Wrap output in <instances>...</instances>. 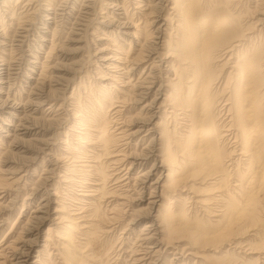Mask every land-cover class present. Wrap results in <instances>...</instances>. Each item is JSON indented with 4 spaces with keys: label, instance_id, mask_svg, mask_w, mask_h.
Instances as JSON below:
<instances>
[{
    "label": "bare ground",
    "instance_id": "obj_1",
    "mask_svg": "<svg viewBox=\"0 0 264 264\" xmlns=\"http://www.w3.org/2000/svg\"><path fill=\"white\" fill-rule=\"evenodd\" d=\"M93 1L96 3L97 0H62L60 7H57L54 0L45 1L43 5L45 8L41 11L43 16L40 15L37 19L40 28L44 30L42 37L47 35L49 45L47 50L44 49L42 62L38 55L34 57L37 62L36 67H39V70L35 69V71L39 73L29 74V79H33L31 76L36 75L40 80H45L46 74H51L49 68L57 63V61L55 63V60H58L56 50L59 48L61 35H68V32L58 31L57 24L51 26L55 18L58 16L69 21L67 23L69 27L66 28L69 33L75 28H70L72 22L83 28L84 25L87 27L92 21H89L87 15L80 14V9L85 2L92 5ZM35 2V0H0V12L3 11L0 13V27L6 36L1 38L5 39L9 34H12L9 38L14 37L13 34L17 33L19 28L23 27L22 31H24L28 28H25L26 24H32L33 18H36L35 14L38 15L36 13L38 4ZM98 2L99 14L101 13L102 19L105 20L100 33L106 36L109 44L95 48L97 51L95 53L99 56L95 61L93 53L94 58L90 57L92 64H88V68L83 66L85 59H80L72 72V77L63 80L58 106L55 107L56 103L52 104L51 100L50 105L47 106L50 112L54 110L53 118H58L54 121L60 120L58 124H62L61 128H64L60 132V144L64 147L63 156H58L60 159L53 156L56 161L50 162L52 167L49 169V173L54 175L61 161L65 169L61 178L69 188L65 193L67 201L62 200L59 205L56 203L58 206L53 211L54 224L59 229L51 233V227H47L42 249L38 251L32 263H29L32 246L36 240L33 236L29 237L36 225L38 226L48 215L47 207L52 201L45 197L47 201L41 203L39 208L37 205L36 211L32 209L34 214L32 213L30 219L26 218L25 222H22L20 228L26 230V235L23 234L21 239V235L18 236L19 241L16 237V241L21 246L12 245L11 242L6 244L9 245L8 247L4 246L5 249L11 248L15 255L14 264H57L53 262L54 255L59 264H165L160 262L163 252L171 249L170 254L175 257V255H183L185 248H188V243L179 247L178 242L183 236L193 239L191 243L193 247H197L196 242L202 244L200 241L203 237L199 236L200 234L195 237L191 231L184 228L198 227L202 221L198 218L191 226L192 216H189L190 212L188 213L186 209L187 203L192 201L190 193L193 194V202L199 206L200 211H203L202 217H205L204 213H206L207 223L210 221L216 226L220 225L231 210L237 209H234L237 201L231 192L213 190L214 192L206 197L198 196L202 191L194 187L195 183L213 187L219 180L229 175L228 172L232 167L238 183V180L241 181V178H237L240 174L248 173L251 168L257 167L263 171L258 188L262 190L264 196V0H98ZM92 6L94 9V5ZM115 9L121 10V13L117 14ZM119 16H122L125 22H120ZM58 23H61V19ZM121 23L122 28L125 29L121 33L122 38L118 36L119 30L113 29L115 25L119 26ZM14 26L16 27L13 30ZM100 28L101 26L92 27L90 31L92 34H97L99 32L96 29ZM28 31L26 34H29ZM82 34L84 38L86 33L82 32ZM125 41L128 49H125ZM5 54L7 53L0 52V67L6 63ZM228 66L231 70L226 77H222L221 69ZM216 68L220 70L216 71ZM137 71L138 76H136ZM56 77L61 79L59 74ZM88 77L92 80H87ZM1 78L3 77L0 72ZM86 82L92 85L88 91ZM69 87L72 90L67 94ZM55 91L57 90L52 88L46 91L49 99L54 96ZM34 100L28 103L26 101L28 105L25 106L30 107L33 114L45 103ZM25 107L18 112L12 111L8 114L12 118L7 119L6 125L0 126L1 130L5 128L8 131L18 119L20 122L17 121L20 127L17 128L18 131H33L34 128H30L29 123L35 117L31 113H26ZM58 110L62 112L59 113ZM22 113L25 116L20 117ZM43 114L44 112H41L42 116ZM198 117L204 120L202 124L199 123L200 125L197 124ZM41 118H35V121L39 122ZM50 123L52 121L48 122L49 125ZM10 134L17 140L16 143L23 142L21 139L23 136L19 137L23 133L16 131ZM34 140L35 145L39 146L36 150L34 148L36 153L51 148V138L35 137ZM1 142L3 139L0 138ZM151 160L153 163L148 166ZM239 162L242 164L240 168L235 165ZM195 163L200 166L195 168ZM136 166L139 170L133 175L130 169ZM209 168L210 172H207L206 169ZM154 173L158 174L149 182L150 175ZM1 175H5L2 170H0V190L10 188L15 180L10 183L8 178ZM51 178L52 175L51 177L47 175L45 181H52ZM233 186V189L237 188L236 185ZM123 187H131L132 194L138 196L134 198ZM57 189L58 186H55L56 191ZM147 190L149 194L145 198L144 193ZM76 191H79V194ZM143 199L146 201V206L134 207L129 213L127 222L131 223L140 216H148L151 220L144 222L139 233L134 234L135 238L132 242L127 237L131 244L130 249L125 251L128 254L120 255L121 245L111 243L108 247L110 232L122 217L121 213L125 212L124 206H127V201L135 202ZM73 200H76V204H73ZM212 203L218 204L216 206L218 209H214ZM255 206L256 204L254 208ZM245 210L247 211L246 208ZM247 215H244L246 219ZM255 216L256 214L252 215V219ZM178 221H182L185 226L175 227L177 223L179 225ZM221 232L217 227L207 238L219 239L222 236ZM230 238L218 240V243L228 240L234 244V247L229 245V249L232 256H236L235 258L230 256L224 259L229 249L214 250L213 252L218 253L215 257L218 258L217 261L208 260V256L202 252H193L194 256L208 264V261L211 264H259L261 255L264 258V242L262 246H251L248 242L245 244L244 240L234 238L235 240L231 241ZM242 244L248 245L246 256L237 255L239 252H236V248H240ZM53 249L54 254L50 251ZM219 252L223 253L219 255ZM255 254L256 257H253ZM43 255H46L47 263ZM172 256L166 260V264L174 263Z\"/></svg>",
    "mask_w": 264,
    "mask_h": 264
},
{
    "label": "rangeland",
    "instance_id": "obj_2",
    "mask_svg": "<svg viewBox=\"0 0 264 264\" xmlns=\"http://www.w3.org/2000/svg\"><path fill=\"white\" fill-rule=\"evenodd\" d=\"M35 1H36L35 4L36 3L38 4V7L36 6L37 7L36 8L37 9V12L36 13H38V15L35 14V17L36 18H33L32 24H26L25 25V28L28 27V28H26V30L22 31V28L23 27L22 28H19L18 29L19 31H17V33H14L13 34V35H15L14 37L11 36V38H9L10 35H12V34H9L7 36V38L3 39L1 37L2 36L3 37H6V36L3 34V29L1 30L2 27H0V42H1L0 43V52H1V54L7 53V54L4 55L5 58H6V60H5L6 63H5L4 66L0 67V68H2V70L0 71L1 72V77H3V78L0 79V81L2 82L0 84V86H1L0 87V103H1V105H0V126L1 125L4 126V124L6 125L7 119L12 118V116L11 115H8V114H10L12 111L18 112V111L22 110V108L25 107L26 105H28L27 103L30 102L31 100H34L35 99L34 101H41V102L45 101V103L42 104L39 107L40 109L35 110V113H34L35 115L32 113L33 110L30 107H25L26 108L25 109L26 113H29V114L31 113L36 119H40L42 117L41 118L42 120L39 121V122L35 121V118H32L30 120V123H29V124H31L30 125V128L31 127L34 128L33 131H31V132H30V130H26V131L25 130H23V131L22 130H19L18 131L17 128L18 129L20 128L19 127V124H18L20 122L18 121V119H16L15 123L13 124V126L10 127V129H8V131H6L5 128H3L2 129L3 131H2L1 128H0V138L3 139V142L0 143V148L4 147V149L3 148L0 149V170L4 171L5 178L6 179L7 178L9 179L8 182L15 180L14 181L15 184L14 183H13V185L11 184L10 188H6V189H2L1 188V190H0V191H2V192H0V196H1L0 197V202L2 203V209L0 210V247H1L0 248V253H1L0 254V257H1L0 258V261H2L1 264H14L15 263V255L13 254L12 250H10L11 248H6L5 249L4 246H7L8 247L9 245H6V244L9 243V242L13 243L12 245H15V246H18V245L21 246V244L17 242V241H19L18 236L21 235L20 236V239H21V238H23V236L26 235V233H25L26 230H22L20 228L21 225H22V222H25L26 218H29L30 219V216L34 214L33 211H36L37 205H38L37 208H39L41 203H43V202L45 203L47 201V200H45V197H46V199H49L50 198V200H52V201L50 202V204L47 207V209L49 208L48 209V212H47L48 215L45 216V218L40 222V224H38V226L36 225L37 228L35 227V229H33L32 235L29 237V238H32V236H33V239L36 238L35 243L32 246L33 247L32 248V252H31V254L29 256V263H32L31 261L34 260V257L38 254V251L42 249V242H43V239H44V237L46 235L47 227L48 226L51 227V229H52L51 233H53V231H56L57 229H59V228H56L55 227L56 224H54L55 222H54V219H53L54 218L53 216H55V215H54V212L53 211L56 209V206H58L59 203H61L63 201H67L66 198H65L66 197V194L65 193L68 192L69 188H68L67 184H65L62 181V178H61V175L64 173V170H65V169H63L64 166L61 163V161H60V163H58V169L56 170L57 173L55 172L54 175L53 174H50L49 173V169L52 167L51 163H53L54 161H56V159H57L56 157H58V156L59 157L60 156L62 157L63 156L62 149L64 147H63V144H60L61 143L60 142V134H61L60 132H62L64 130V128L63 129L61 128L62 124H58L59 122H61L60 120L54 121V120H57L58 118H53V114L52 113H53L54 110L50 112L49 110H47V106L50 105V102L51 101H52L51 102L52 104L53 103H56L55 107L58 106L57 104H59V102H60L59 99H61L60 98L61 97V92L59 93V91H62L61 88L64 85L63 80H65L66 78H71L72 77V75H73L72 72H74L73 70L76 69L77 64L79 63L80 59H82V58L85 59V60H83L85 62V63L83 62V66L85 65L84 68H88L89 67L88 64H92V62L90 60V57H93L94 58L93 55L95 54V58L94 59H95V61H97V58L99 56L98 54L95 53V52H97L95 50V48H97V47L99 48L101 46H107L106 44H109L108 41L106 40V36L100 33L102 31L103 24H104V21H105L101 17L102 14L101 13L99 14V12H100L99 2L100 1L98 2V0H97L96 3H95V1H93V4L92 5H94V9L92 8L93 7L92 5H90L88 2L87 3L85 2L84 3L85 5H83V7L80 9V14L87 15L88 16L89 21H92V22H89L90 25L87 26V27H86V25H84V28H83V26H81V25L78 26L77 24H73V22L71 20L70 23L72 22V24L70 25V28H73V27H75V28L72 29L73 31L71 33H69V31L66 29V28L69 27V25H67V23H69V21L68 20L65 21V18H62V17L59 18L57 16L56 17L57 19L55 18L56 22L54 20V22L51 23V26H55L57 24L56 25V28H58L57 29L58 31H61V32L67 31L68 32V35L67 34H62L61 35V39H60V42H59L60 45L63 43L65 46L63 44H62L63 47L60 46V45H58V47H59L58 49L59 50L58 49H57L58 51L56 50V52H58L57 53L58 54V60L56 59L55 60V63L57 61V63H59V64L57 65V63H56L55 66H57V68L55 66H52L51 68H49V70L51 69V71H49V72H51V74L50 73L48 75L46 74L45 80H42V79L40 80V77L39 76H36V75H32L31 77H33V79L32 78L29 79V77H30L29 74H36L37 72L39 73V71H35V69H38L39 70V67H36V63L37 62L34 59V57H36L38 55L40 57V59H41V62H42L44 60L43 58H44V55H45L44 54V49L47 50V47L49 45L48 44V37H47V35L44 37L45 39L42 37V33H43L44 30L40 28L41 25H40V23H39V21L37 19L38 16H40V15L43 16L42 13H41V11H42V8L43 9L45 8V6H43V5L45 4V1L46 0L45 1L44 0H35ZM40 1H42V2H40ZM57 1L59 2V5H58V2ZM61 1L62 0H54V2L57 5V7H60V4H62ZM87 4H89L90 7L87 6ZM96 5L98 6V8H97ZM91 8L94 11L91 10ZM0 9H1V7H0ZM2 10H4V9H2ZM87 10H88V12H86ZM90 12H91V14H90ZM115 12L117 14H120L121 13V10H116L115 9ZM0 13H3V11L0 12ZM119 18H120V22L121 21H122V23L125 22L124 19H122V16H119ZM60 19H61V23H58V22H60ZM102 20H103V23H102ZM8 23H9V21H8ZM122 23L119 26H116V25H115V27L112 26V28L114 27L113 29L115 31L116 30L117 31L119 30L120 33H119L118 36L120 38H122V36H123V34H121V33L125 30L124 27L122 28V26H123ZM58 26H60V27H58ZM96 26H101L100 29H96V31L99 32L100 34L99 33H97V34L96 33L95 34H92L91 33L92 31H90V29L92 27H96ZM15 27L16 26L12 27L13 30L15 29ZM119 27H120V29H118ZM79 28H80L81 31L79 30ZM62 29H63V31H62ZM84 29H86V30H84ZM107 29H108V27H107ZM109 29H111V27H109ZM27 30H29V31L32 30V31L31 32L28 31L27 33H29V34H26V31ZM82 32L86 33V35H85L86 38H85V36L83 38V35L84 34H82ZM18 37H19V41H18ZM14 38H15V40H14ZM70 38L72 40H70ZM77 38H79V39H77ZM75 39L78 42H76ZM26 41H28V42H26ZM40 41L43 42L44 44L41 43ZM67 41H68V43H67ZM84 41H87V42H84ZM119 41H120V39H119ZM86 43L88 45V49H87ZM88 43H90V44H88ZM125 43H126L125 44V49H128L127 42L125 41ZM41 45H44L45 47H43ZM14 46H15V49H14ZM91 46H93V47H91ZM109 46L112 47V45H109ZM3 48H5V49H3ZM39 48H41V49H39ZM8 49H10V50H8ZM61 49L63 50V52H62ZM11 50L13 51L14 55H13V53H11L12 52ZM8 51L9 52L11 51L10 54H9ZM64 52H66V53H64ZM62 54H64V55L62 56ZM7 55L8 56L10 55V56L8 57ZM7 58H9V59L12 58L13 61L11 59L10 60L11 62H10L9 59H7ZM26 58H27V60H26ZM31 60H33L34 62L31 61ZM86 61H88V62L86 63ZM28 63H30V64H28ZM32 63H34V64H32ZM59 65H60V67H59ZM61 65H62V67H61ZM27 66H29V67H27ZM53 67H55L56 69L53 68ZM63 67H65L64 70H63ZM29 69L30 70L32 69V70L30 71ZM53 69H54V71L52 72ZM217 69L220 70V68H216V71H217ZM3 70H4V72H3ZM230 70H231L230 66H228L225 69L222 68L221 69V76L222 77L223 76L226 77L227 73ZM68 71H69V73H68ZM138 73L139 72L137 71L136 72V76H138ZM53 74H55L54 75V78L52 76ZM58 74L61 75V79L60 80L56 77ZM4 75H5V77H4ZM36 77H38V78H36ZM47 78H49V79H47ZM86 79L87 80H92L91 77H88ZM35 80H36V82H34ZM86 86H88L86 88L87 91L92 88L91 83H87L86 82ZM41 88H42L43 91L41 90ZM49 88H52V89H56L57 90V91H55L54 96L53 97L51 96L50 99H49L48 94H46V91ZM35 89H37L38 92ZM71 90H72V88L69 87L67 89V94H70ZM86 90H85V92H86ZM34 92L36 94H33L32 95V93H34ZM43 96H44V98H43ZM52 98H53V100H52ZM57 98H58V100H57ZM26 101H27V103H26ZM14 109H16V110H14ZM41 112H44L43 116L41 115ZM58 112L61 113L62 110H60V111L58 110ZM22 116H25L24 113H22V115H20V117H22ZM37 116L39 118H37ZM50 116H52V117H50ZM43 117H44V120H43ZM47 119L49 121H52V123H50V125L48 124L49 121ZM202 119L203 118H199V117L197 118V121L198 122L197 121L196 122H197L198 125L202 124V121L204 122V120H202ZM17 121H18V123H17ZM22 121H24V120H22ZM33 121H35V122L33 123ZM35 123H36L37 127H36ZM32 124H34L35 126L32 125ZM57 125H58V129H57ZM14 128H16V130ZM47 128H50V129H47ZM16 131H17V133L18 132L23 133L22 135L19 136V137L23 136V137H21V139L23 140V142L21 141L20 143H16L17 140H15L12 137V135L10 134V133H12V134L15 133ZM4 132H6V133H4ZM32 136H33V138H32ZM48 136H50V137H48ZM8 137L12 138V140L10 138H8ZM35 137L44 138V139L51 138V148L50 149H47L44 152L43 151H39L38 153H36L35 152L36 147H39V146L38 145H35L36 144L34 142L35 141L34 140ZM31 138H32L33 141L31 140ZM55 139H56L57 142L54 141ZM8 140L9 141L11 140V142L13 141V143L9 142ZM141 146L143 147L144 144L141 145ZM34 148H35V150H34ZM47 153H48L49 156L47 155ZM50 154H53V155H50ZM53 156L56 158L55 160H54V157ZM59 157H58V159H60ZM30 158H32V160ZM47 159H49V160H47ZM31 161H33V162H31ZM152 163H153V160H151L148 163V166H150ZM197 164L198 163H195L194 164V167L195 168H197L198 166H200V165L197 166ZM235 165H237L236 167H239L240 168L242 164H240V162H239V163H237ZM137 168L138 167L136 166V167H133V169H130L131 174L134 175L139 170ZM206 171L207 172H210V168L209 169H206ZM58 172H59L60 175L58 174ZM262 172L263 171L260 170V169H258L257 167H253V168H251L248 171V173L240 174L239 177H237V178H239V179L241 178L240 179L241 181L239 182V180H238V183H237V179L235 177L234 168L232 167V170H229V172H228L229 175L227 177H225L224 179L219 180L218 181L219 183L217 182L216 184L213 185V187L210 186V185L204 186L202 184L195 183L194 187H198L202 191L201 194H199L198 196H202L203 195L204 197H206L209 194L213 193L215 190H219V191L220 190L221 191H229V192H231L235 196V199L237 201L235 203L236 206H237V204L239 206H237V207L235 206L234 209H236V208L237 209L236 210H233V211L231 210L230 213L228 214V216L227 215L225 216L224 222L222 224L216 226V225L212 224L210 221L207 223V218L208 217H207L206 213H204L205 214V217H202L203 214H201V213L203 211H200L201 209L199 208V206L197 204H195V202H193V194L190 193L189 196L191 195L190 197H191V200L192 201H190L189 203H187L189 208L186 207V209L188 210V213L190 212V215L189 216H192L190 218L191 219V226H193L195 224L194 223L195 222L194 220H196L198 218H201L202 221L198 225V227H192V228H190V226L189 227H184L185 224L184 223H181L182 221H178L179 222V225L177 223L175 225V227H178V228L184 227L187 231L188 230L191 231L192 235H194L195 237L198 236L199 234H200L199 236H201L203 238L205 237L204 239L202 238V240L200 241L203 244V246H202V244H199L198 242H196L197 244H195V246H197V247H193L192 244H191L193 242V239L188 238V236L187 237L186 236H183V237L181 236L182 238H180V236H179V238L182 239L181 241L178 242L179 247L186 246L187 243H188V245H187L188 248H185L184 254L181 255V256L175 255V257H174V256H172L170 254L171 249H168L166 252H163L162 253V256L163 257L162 256H161L162 258L160 257V262L162 261L163 263L166 264V260L169 257L172 256V259L174 260V263H172V264H183V263L184 264H202L203 262H204L203 264H208L204 260L202 261L201 258L194 256L195 253H193V252H196V251L197 252H202L205 255H207L208 256L207 259L208 260L210 259V261H217L218 258H215V257L218 256V253L213 252L214 250L215 251L216 250L218 251V249H222L221 251H224L226 249H229V245H232V246L234 245L231 242H228V240H226L227 242L226 241H223V242H221L219 244L218 243V240L220 241V240H223V238H228V237L230 238V236L231 237L233 236L232 237L233 239L230 238L231 241H234L235 239H237V240L238 239H241V240H244V243L245 244H246V242H248V243L251 244V246H253V245L254 246H262L263 245V242H264V239H263L264 238V208H263L264 207V200H263L264 199V196L262 194V190L260 188H258L259 187L258 184L260 183V180L263 177V173ZM157 174L154 173V174L150 175L149 182L152 179H154ZM47 175L50 176V177L52 175V178H51L52 181H45ZM55 175H56V177L57 176L58 177L57 178L54 177ZM1 176L4 177L3 175H1ZM58 178H60L61 180H59ZM42 181H43V183H42ZM58 183L61 184V185H59ZM238 184L240 186H238ZM233 185H236L237 188L233 189V187H234ZM55 186H58V189H57L58 191L55 190ZM62 186L63 187L65 186L66 188L65 187L63 188ZM123 188L125 189V191L130 192V194L133 193V190H131V187H123ZM213 188H215V189H213ZM59 189H60V191H59ZM64 189H66V190H64ZM52 191H54L56 194L54 192H52ZM59 192H61V193H59ZM76 192L78 193L79 191H76ZM52 193H54L53 196H52ZM57 193L60 196H58ZM61 194L63 196L65 194V196L63 197V196H61ZM148 194H149V190H147L144 193L145 198L148 197ZM132 195H133L134 198H136L138 196V195H134V194H132ZM237 196H239V197H237ZM253 197H255L256 199L253 198ZM57 199H59V200H57ZM54 200H56V201L54 202ZM73 204H76V200L75 201L73 200ZM126 204H127V206H124V208L126 209L125 212L124 213H121V216H122L120 218L121 220L119 219L116 222V224H114V229H113L114 231L112 230L113 233L110 232V235H109L110 237L108 238V247H109V245H111V243L112 244L114 243L115 245L118 244V246L121 245L120 246V251H119L120 255H126V254H128L125 251L126 250L128 251L130 249L131 244H130V242H129V240H128L127 237H129L130 240H131V242H132V240L135 238V235L139 233V230L143 226L144 222L151 220V218L148 217V216H140L139 218H136L131 223L127 222L128 219H129L128 216H129L130 211H132V209H134V207H136V206L137 207H144V206H146V201H144V199L142 201H135V202H131V201L129 202V201H127ZM255 204H256V206L254 208V205ZM216 206H218V204L212 203V207L214 209H216V208L218 209V207H216ZM249 206H250V208H249ZM3 208H5L6 210H3ZM193 208L196 211H194ZM245 208L247 209V211L245 210ZM32 209H33V211H32ZM192 211H194L195 213L192 212ZM197 211L199 213H197ZM250 213H254V214H256V216L252 219V215L254 216V214L251 215ZM245 214H248L247 215V219H248L249 222L245 218V216H244ZM100 220H101V217H100ZM252 220L255 223H253ZM52 221H53V223H52ZM187 226H188V224H187ZM220 226H221V228H220ZM217 227H218V229H221V231H222L221 232L222 233L221 234L222 235L221 238L215 239V240H212V239L207 238V236L209 237L210 235H212V232H214V229L216 230ZM195 228H197V229H195ZM222 228H223V230H222ZM229 233L232 234V235H230ZM225 235L227 237H223ZM16 237L18 238V240H17ZM189 237H191V236H189ZM205 242L207 244H205ZM245 244H242L240 248H238V247L236 248V252H239V254H237V255L246 256V253L248 251L247 250L248 245H245ZM205 246H207V247H205ZM2 248H3V251H2L3 253L1 252ZM190 248H193V249H190ZM50 249H51V245H50ZM50 251H52V254L55 253V250L54 249L53 250H50ZM228 252L230 254L227 253L226 254V257L224 255V259L225 258L228 259V258H230V256H232L231 249H229ZM220 253L222 254L223 252H219V255H220ZM183 256H185V257H183ZM232 257L235 258L236 256L233 255ZM253 257H256V254ZM262 257L263 256L261 255V257L259 259L260 260L259 261V264H264V258H262ZM43 258H44L45 262L47 263L48 261H46V255H43ZM53 260H54L53 262H57V264H59L55 255L53 256ZM210 261H208L209 264H211Z\"/></svg>",
    "mask_w": 264,
    "mask_h": 264
}]
</instances>
